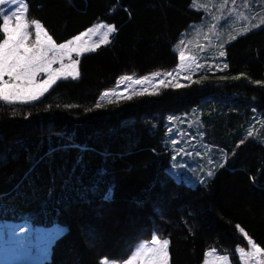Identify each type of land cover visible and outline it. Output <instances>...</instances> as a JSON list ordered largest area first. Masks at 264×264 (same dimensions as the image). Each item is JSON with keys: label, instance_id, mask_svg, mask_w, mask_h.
<instances>
[{"label": "trees", "instance_id": "16d2710c", "mask_svg": "<svg viewBox=\"0 0 264 264\" xmlns=\"http://www.w3.org/2000/svg\"><path fill=\"white\" fill-rule=\"evenodd\" d=\"M24 1L56 44L96 22L117 28L81 55L76 80L61 78L34 102L0 101V221L66 228L40 264L122 261L152 232L169 240L168 264H202L209 247L243 264L237 246L249 239L264 257V21L244 23L220 66L208 57L180 88L101 101L123 75L172 70L180 36L205 19L208 0ZM169 117L195 138L186 149L168 138ZM202 146L208 157H195Z\"/></svg>", "mask_w": 264, "mask_h": 264}, {"label": "rangeland", "instance_id": "374dc122", "mask_svg": "<svg viewBox=\"0 0 264 264\" xmlns=\"http://www.w3.org/2000/svg\"><path fill=\"white\" fill-rule=\"evenodd\" d=\"M23 1L24 0H20V3L24 4ZM207 3L209 7L208 11L206 12L205 19L202 22L196 23L195 25L191 26L188 32H184L182 36H180V39L177 43V47L179 49L178 63L172 70L168 71L173 73L171 77L167 75L168 72H159V76H156L153 73L147 76L149 78L147 81H143V77L123 75L118 79L116 86L108 90L110 92V95L104 100H111L118 97L129 96L133 93L142 92L144 89L154 91L158 86L165 84L176 85L178 83L181 85L185 81L191 80L193 74L196 71L203 70V68L198 67V65H205L210 63L207 62L208 57L213 58L212 63L220 66V62L218 61L220 57L219 53L222 51V47H224L225 44L229 42L234 36L244 30V28H242V25L246 22L255 24L264 21V11L260 12L253 18H250V15L256 8L264 5V0H255V3H253V0H217L216 3L212 0H208ZM17 6L18 5L6 4L0 6V8L12 7L13 9H15V7ZM20 15H22L28 22V30L31 33L30 42H34L35 30L34 26L31 25V20L28 19L27 13L24 9H21ZM223 16H228V20H222L221 17ZM218 24H221L223 26L218 27ZM97 25H102L103 27H100L98 31H93L87 36L82 37L80 42H74L71 47L75 48L76 43H79L85 49L87 47H96V42L100 40L101 35L107 33V26L112 25L111 23H107L104 21L96 22L95 24L77 34L80 35L81 33H85L89 28L96 29ZM226 27H230L228 33L223 35L222 37H219L220 39L217 40L220 32L222 30H225ZM111 34L112 33L107 34V39H109ZM77 35H75L74 37H76ZM211 36L215 38L213 39V41L210 39ZM74 37H72L71 40L74 41ZM204 39L209 40L210 43H205ZM188 41H191V43L189 44ZM211 46L213 47L211 48ZM83 52H73L71 58L65 55L63 64L67 65L71 63L72 60H79ZM181 52L184 53L183 60H181L180 58ZM49 56L57 57L55 62L52 64V68H59L61 66V61L58 58L59 53L52 52L49 53ZM189 65H191L190 69L188 67ZM128 76H131L132 79H121L122 77ZM186 76H190L191 79H185ZM44 78H46V74H39L37 77V81L39 82ZM137 79H141L142 82L140 84H136L135 80ZM161 80L164 81V84L160 83ZM111 93H115V95ZM166 132L170 141L172 143L173 141H175L174 144L178 143L182 147V149H186L185 141L189 139H195L193 135L189 134V130H185L183 132L181 128L178 127L174 118L171 119V124L167 128ZM182 149L178 151L182 153ZM201 150H203L205 154H200ZM201 150H195L193 152V154H195V157H199L200 155H205L208 157L207 148H205V146H202ZM180 157L181 161L179 166L188 167L185 159H183V156L181 155ZM208 159L210 161V158ZM190 165L195 166L197 164L190 163ZM61 229L63 228H61L60 225H53L51 227H33L25 221H0V264H40L42 261L48 259L52 240L57 234H60L59 230ZM154 236L160 241L166 239L156 232H152L150 237L140 238L135 241L132 251L135 246L136 249L133 255L136 254L141 245H146L149 249L152 248L153 245L151 241ZM241 247L244 248L243 253L239 251ZM237 253L238 258L243 262V264H264V257H262L260 252H256L255 249L252 248V246H237ZM115 261L117 260L102 258L101 264H119ZM135 262L140 264V259L137 258ZM231 262L232 260L229 255L219 251L215 247H209L204 252L202 264H230Z\"/></svg>", "mask_w": 264, "mask_h": 264}, {"label": "snow or ice", "instance_id": "6c2138e0", "mask_svg": "<svg viewBox=\"0 0 264 264\" xmlns=\"http://www.w3.org/2000/svg\"><path fill=\"white\" fill-rule=\"evenodd\" d=\"M255 3V0H253ZM18 5L13 9L12 7L0 8V17H2V22H0V33L3 34V38L0 39V101L4 104L12 105L16 103H28L34 102L44 96L45 93L49 92V89L53 88L57 84V81L63 78H71L76 80L80 76L78 71L79 60H72L71 63L64 65L63 59L67 55L71 58L73 52L82 53L84 50L94 51L95 48L87 47L86 49L82 47L79 43H76V47L73 48L71 45L74 42H80L82 37L87 36L93 31H98L102 25H97L96 29L89 28L87 32L81 33L74 37V41L70 40L67 43H62L56 45L53 41L51 35L44 30L42 24L37 19L31 20V25L34 26L35 30V41L30 42L31 33L29 32V24L20 15L21 9L27 12V7L20 3V0H0V6L3 5ZM222 20L227 21L228 16L221 17ZM218 27L223 25L218 24ZM117 28L112 25L107 26V33L101 35L100 40L96 42V47H99L102 42H106L107 34L114 33ZM235 39V37H234ZM58 52L59 60L61 61V66L57 69L52 68V64L55 62L57 57H50L49 53ZM220 57L225 56V52L221 51L219 53ZM181 60L184 59V53H180ZM189 69L191 65L188 66ZM198 67L203 68L204 65L200 64ZM223 67L228 68V64L225 63ZM39 74H46V78L37 81ZM154 75L159 76L160 73H154ZM168 76H172V72L167 73ZM121 79L131 80L132 77H122ZM149 78L147 76L143 77V81H147ZM185 79H191L190 76H186ZM233 79H238V77H233ZM141 79L135 80L136 84L142 82ZM164 84V81H160ZM259 83V81H257ZM176 88L182 87L180 84L175 85ZM155 95L158 92H150L148 89H144L140 95L143 94ZM115 95V93H111ZM110 95L109 91H105L99 100L103 101L106 97ZM131 99V96L127 97ZM111 102V101H109ZM95 107L97 109L102 107V104L97 102ZM173 119L172 117L169 118ZM247 136L251 137L253 133L248 131ZM175 143V141H173ZM240 143H245L241 140ZM199 154V153H198ZM223 167V165H221ZM214 170L207 173L208 178L214 177ZM202 183H207V180L202 181ZM105 201L112 199L111 189L106 190L103 197ZM243 233L244 229L240 228L239 225L236 226ZM63 233L64 230H59ZM247 236V233H245ZM153 247L147 248L146 245H141L140 249L137 250L136 254L130 259L125 261V264H134L137 258L140 259V264H168V246L169 240L163 239L158 240L155 236L151 241ZM248 244L255 249L256 252H260V248L257 247L251 239L248 240ZM241 253L244 252V248L239 249Z\"/></svg>", "mask_w": 264, "mask_h": 264}, {"label": "crops", "instance_id": "0c3cea01", "mask_svg": "<svg viewBox=\"0 0 264 264\" xmlns=\"http://www.w3.org/2000/svg\"><path fill=\"white\" fill-rule=\"evenodd\" d=\"M23 3L25 4V6L27 7V5H26V3L23 1ZM27 13V12H26ZM74 37V36H73ZM72 38V37H71ZM71 38L70 39H68V40H66L65 41V43L66 42H68V41H70L71 40ZM108 40L109 39H107L106 38V42H102V44L101 45H103V44H106L107 42H108ZM55 43V42H54ZM64 43V42H63ZM56 44V43H55ZM62 44V43H61ZM56 45H59V44H56ZM93 48H97V47H95V46H93ZM85 52H87V50H84V52L83 53H85ZM61 228H63L64 229V227L63 226H61ZM135 249H136V246L134 247V249H133V251L129 254V256L125 259V260H123V261H115V262H117V263H119V264H124L125 263V261L126 260H128L129 258H131V256L134 254V251H135ZM134 264H138L137 262H135L134 261Z\"/></svg>", "mask_w": 264, "mask_h": 264}, {"label": "water", "instance_id": "95a60500", "mask_svg": "<svg viewBox=\"0 0 264 264\" xmlns=\"http://www.w3.org/2000/svg\"><path fill=\"white\" fill-rule=\"evenodd\" d=\"M65 229V228H64ZM66 231V229L64 230V232Z\"/></svg>", "mask_w": 264, "mask_h": 264}]
</instances>
